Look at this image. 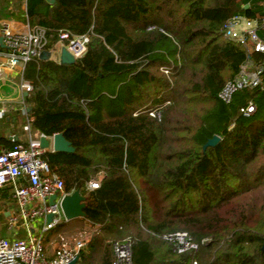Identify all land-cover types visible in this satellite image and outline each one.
I'll use <instances>...</instances> for the list:
<instances>
[{"label": "trees", "instance_id": "trees-1", "mask_svg": "<svg viewBox=\"0 0 264 264\" xmlns=\"http://www.w3.org/2000/svg\"><path fill=\"white\" fill-rule=\"evenodd\" d=\"M25 7L27 23L46 30L48 49L61 31L89 36L72 65L26 64L25 115L9 117L24 125L33 118L32 136L62 134L74 150L43 158L66 193L86 198L85 217L47 232L44 247L88 221L97 229L79 264H111L110 242L124 239L133 264H264V75L230 104L218 98L241 70L264 65L263 53L223 30L234 16L261 19L264 0H25ZM102 97L119 98L123 113H100ZM166 102L160 119L149 115ZM249 102L255 112L245 117ZM213 136L220 141L203 150ZM19 144L27 143L0 128V153ZM101 174L99 188L87 190ZM6 229L0 213V237ZM175 232L198 250L174 252L162 237Z\"/></svg>", "mask_w": 264, "mask_h": 264}, {"label": "built area", "instance_id": "built-area-1", "mask_svg": "<svg viewBox=\"0 0 264 264\" xmlns=\"http://www.w3.org/2000/svg\"><path fill=\"white\" fill-rule=\"evenodd\" d=\"M242 25L244 27H240L237 31L236 27ZM223 30L226 39L241 44L249 52L264 54V38H259L257 35L260 31L264 33V16L261 19L234 16L224 24ZM0 37L4 46L0 51V57L5 60L7 66L19 67L21 76L26 64L40 59L44 52H48L50 57L59 63L61 49L65 48L76 61L85 54L89 43L88 35L75 36L61 31L54 49H48V38L44 28L29 24L19 28L7 21L1 24ZM161 71L166 76L170 75L166 68H162ZM262 75H264V65L251 73L241 70L223 86L218 98L224 104H230L238 91L259 86ZM19 88L25 94L32 90L28 81H22ZM168 104L169 102H166L152 108L148 111L149 115L160 119L161 110ZM21 106V111L25 114L26 107L23 101ZM240 112L248 117L255 112V105L249 102L240 109ZM5 113L6 110L1 108L0 119ZM32 121L33 118H27L28 124ZM24 130L29 135V126ZM40 136L33 139L29 135L26 145L19 144L11 150L0 153V191L6 190L9 199L15 205L6 217V236L0 237V264H70L76 258V264H79L81 254L87 252L90 243L92 233L83 230L73 236H59L52 254L46 252L45 234L66 221L60 205L62 199L71 193L65 192L62 179L52 172L49 164L44 160L43 155L47 151L52 152V148L41 149ZM9 139L11 142L15 141L13 136ZM99 185V178L90 180L86 184V189L96 190ZM53 196L55 199L51 205L49 200ZM49 216H51L50 220H48ZM162 239L171 245L177 254L198 250V245L192 242L186 232L167 234ZM110 246L111 264H133L129 239L112 241Z\"/></svg>", "mask_w": 264, "mask_h": 264}, {"label": "crops", "instance_id": "crops-1", "mask_svg": "<svg viewBox=\"0 0 264 264\" xmlns=\"http://www.w3.org/2000/svg\"><path fill=\"white\" fill-rule=\"evenodd\" d=\"M25 8H26L25 0H0V27L1 24L6 21L11 22L16 27L19 28H21L25 24H28L26 21ZM2 50L3 48L0 47V51ZM50 59L53 60L54 58L50 57ZM22 81H26V80L23 79V75L21 76L20 68L7 66L5 60L0 57V99H1L0 109L3 108L6 110L4 117L0 119V128L4 130V135L7 139L13 136L15 141L28 143L29 135L33 139L36 136L35 135L32 136L30 127H29L30 130L29 135L26 134L24 128L29 126L27 119H26V124L24 125L22 124L21 120L15 121V119L11 120L9 118L10 116L12 117L17 112L21 113L22 115H25L21 111V107H22L21 104L22 101L24 103V97L27 94L21 92L19 88ZM102 177H103L102 174L98 176L99 179H101ZM4 194H7L6 190H1L0 204H3V207L0 210V213L4 215V222L6 224L5 215L10 210H12L15 207V205L11 202L9 197L5 203L3 202L2 195ZM63 222H67V221H63ZM83 222H84V226L82 230L89 231L93 234V232L97 229V226L91 224L90 222L88 221H83ZM53 248H51V251H48L46 248L45 249L46 252L49 255H51Z\"/></svg>", "mask_w": 264, "mask_h": 264}, {"label": "water", "instance_id": "water-1", "mask_svg": "<svg viewBox=\"0 0 264 264\" xmlns=\"http://www.w3.org/2000/svg\"><path fill=\"white\" fill-rule=\"evenodd\" d=\"M49 3H53L54 0H46ZM247 7V6H246ZM2 39L0 38V47L3 48V44L1 43ZM50 54L48 52H44L40 56V60H49ZM75 63L74 58L66 51L65 48L61 49L59 56V64L64 65H72ZM220 141L218 136H213L209 139L203 146V150L208 147H214ZM39 144L41 149H49L52 148V152H63V153H72L74 150L71 147L70 143L65 140L62 134H55L51 138L46 137L44 135L40 136ZM55 197H51L49 203L52 205L54 203ZM85 200L86 198L82 196L79 190H75L69 195H66L61 201V210L63 217L66 221H71L77 218H84V208H85ZM8 216V213L5 215ZM51 216L48 217L50 220ZM262 250H264V244L262 246ZM77 258L71 262L70 264H76Z\"/></svg>", "mask_w": 264, "mask_h": 264}, {"label": "rangeland", "instance_id": "rangeland-1", "mask_svg": "<svg viewBox=\"0 0 264 264\" xmlns=\"http://www.w3.org/2000/svg\"><path fill=\"white\" fill-rule=\"evenodd\" d=\"M240 27H244L243 25L242 26H237L236 27V30L238 31V29ZM162 72V71H161ZM163 73V72H162ZM166 76V75H165ZM109 92H114L115 89H111L110 87L108 88ZM123 106L122 104L120 103V100L119 98H110V97H102L101 99V103H100V113L104 114L105 116H108V117H118L120 116L122 113H123ZM152 108L148 109V110H151ZM138 112V111H137ZM136 112V113H137ZM83 231L82 229L77 231V232H74L73 234H69V233H63L59 236H62V235H67V236H73L79 232ZM49 233L45 234V237L48 236ZM58 236V238H59ZM3 237H5V235H3ZM57 242V240H54L52 238L51 242H49V244L47 245V250L48 251H51V248H53L54 244Z\"/></svg>", "mask_w": 264, "mask_h": 264}]
</instances>
